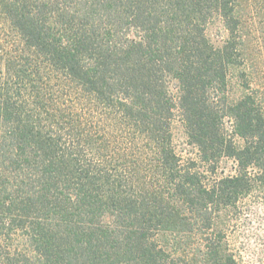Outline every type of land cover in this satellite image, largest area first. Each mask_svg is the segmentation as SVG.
Returning a JSON list of instances; mask_svg holds the SVG:
<instances>
[{
  "label": "trees",
  "instance_id": "trees-1",
  "mask_svg": "<svg viewBox=\"0 0 264 264\" xmlns=\"http://www.w3.org/2000/svg\"><path fill=\"white\" fill-rule=\"evenodd\" d=\"M243 0H0V264H244L264 92Z\"/></svg>",
  "mask_w": 264,
  "mask_h": 264
},
{
  "label": "rangeland",
  "instance_id": "rangeland-1",
  "mask_svg": "<svg viewBox=\"0 0 264 264\" xmlns=\"http://www.w3.org/2000/svg\"><path fill=\"white\" fill-rule=\"evenodd\" d=\"M247 45L264 92V0H243ZM264 94V93H263ZM229 236L244 264H264V199L253 194L243 209L231 212Z\"/></svg>",
  "mask_w": 264,
  "mask_h": 264
}]
</instances>
